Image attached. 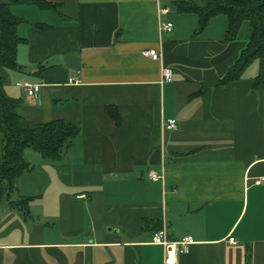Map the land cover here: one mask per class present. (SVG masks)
I'll return each instance as SVG.
<instances>
[{"label": "crops", "instance_id": "0c3cea01", "mask_svg": "<svg viewBox=\"0 0 264 264\" xmlns=\"http://www.w3.org/2000/svg\"><path fill=\"white\" fill-rule=\"evenodd\" d=\"M45 1L56 11L11 7L24 20L19 69L0 66V78L21 101L24 126L63 121L80 134L57 161L24 152L31 169L0 200V264H163V249L150 244L161 229L170 241H192L178 264H264L258 61L219 86L250 23L227 41L226 16L195 35L198 17L174 6L210 0ZM159 22L172 30L160 36ZM150 49H160V61L143 56ZM162 67L171 83H161ZM21 82L39 85L36 96ZM168 120L175 130L164 128Z\"/></svg>", "mask_w": 264, "mask_h": 264}, {"label": "trees", "instance_id": "16d2710c", "mask_svg": "<svg viewBox=\"0 0 264 264\" xmlns=\"http://www.w3.org/2000/svg\"><path fill=\"white\" fill-rule=\"evenodd\" d=\"M13 5H33L41 10L56 11L57 5L45 0H0V66L17 71V47L23 40L17 29L24 20L11 12ZM179 14H195L200 34L209 21L219 15L228 19L227 41L235 40L243 21H248L252 35L241 50L237 60L220 80L224 86L240 79L243 71L255 60L259 73L255 78L256 88L264 86V0H210L208 2H176ZM4 80L0 78V131L2 134V161L0 163V200L16 192V181L20 175L30 171L31 166L24 159V152L32 150L49 161H57L74 138L80 134L77 125L54 121L36 126H24L18 108L21 101L7 96ZM106 114L119 126L121 118L115 108H105ZM29 200L18 203L27 205Z\"/></svg>", "mask_w": 264, "mask_h": 264}, {"label": "built area", "instance_id": "2783aa9c", "mask_svg": "<svg viewBox=\"0 0 264 264\" xmlns=\"http://www.w3.org/2000/svg\"><path fill=\"white\" fill-rule=\"evenodd\" d=\"M172 30V24L169 22H159L158 24V34L161 36L164 33H168ZM143 56L150 59L151 61H160L162 58V52L160 49H150L145 50ZM173 81V72L171 69L162 67L161 69V83H171ZM17 87L21 88L28 97L33 98L36 96L39 85L30 84L28 82H21L17 84ZM164 128L166 130H175L176 129V121L168 120L164 124ZM151 179L155 182H158L162 179L161 175L152 173ZM255 185L264 184V177L256 179L254 181ZM78 199H84L85 195H79ZM229 243L235 245L236 242L234 239L229 238ZM151 245L159 246L163 249V264H178L177 257L179 255L186 254L189 250V246L192 244L191 240L184 239L180 242L170 241L166 234L165 229H161L155 232L151 239Z\"/></svg>", "mask_w": 264, "mask_h": 264}]
</instances>
